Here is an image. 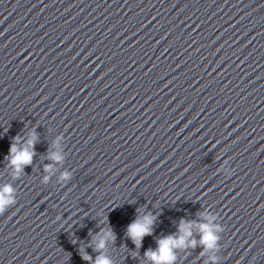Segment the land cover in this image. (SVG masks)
<instances>
[{
	"label": "clouds",
	"instance_id": "1",
	"mask_svg": "<svg viewBox=\"0 0 264 264\" xmlns=\"http://www.w3.org/2000/svg\"><path fill=\"white\" fill-rule=\"evenodd\" d=\"M9 148V164L16 170L17 173L23 171L25 166H29L32 163L33 156L35 155V144L37 137L35 134L32 135L31 139L26 142V146L19 148L17 143L19 137H15ZM49 158L53 161L60 162L63 157L57 152L50 154ZM52 170L51 166L45 168L46 172ZM69 173L65 172L62 174L61 179H69ZM48 177H45V182H47ZM13 189L10 185H6L2 190H0V213H3L5 207L12 203L11 193ZM60 219V217H58ZM156 217L152 214L145 215L143 217H137L133 222L127 226V235L132 240V242L139 247L145 236L151 235L153 231V224ZM192 222H186L183 219L179 224V232L181 235L179 237L175 235L166 236L158 240V247L156 250L149 249L145 255L154 262V264H174L176 259L174 250L176 248L183 247H195L197 241L194 239H189L192 236L191 228ZM201 232L200 244L204 248L212 249L215 246L217 237L213 230L208 224H202L199 226ZM115 239L114 233L109 229L105 232L104 237L99 239L96 243L95 248L97 251L105 247L106 240ZM84 260L91 261V256L84 255L82 257ZM93 264H112V261L103 255L97 256Z\"/></svg>",
	"mask_w": 264,
	"mask_h": 264
}]
</instances>
